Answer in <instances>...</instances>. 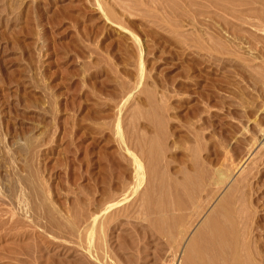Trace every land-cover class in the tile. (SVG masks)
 I'll return each instance as SVG.
<instances>
[{
  "label": "rangeland",
  "instance_id": "rangeland-1",
  "mask_svg": "<svg viewBox=\"0 0 264 264\" xmlns=\"http://www.w3.org/2000/svg\"><path fill=\"white\" fill-rule=\"evenodd\" d=\"M230 2L0 0V189L17 211L28 169L60 219L9 211L0 264H174L181 235L159 236L151 203L190 175L192 198L166 197L187 242L237 212L246 242L192 246L264 264V28Z\"/></svg>",
  "mask_w": 264,
  "mask_h": 264
},
{
  "label": "bare ground",
  "instance_id": "bare-ground-1",
  "mask_svg": "<svg viewBox=\"0 0 264 264\" xmlns=\"http://www.w3.org/2000/svg\"><path fill=\"white\" fill-rule=\"evenodd\" d=\"M230 1L231 2L229 4H227V6L224 5L223 8L221 9L222 12H223V14H222V12H221V14L223 16H225V18L228 17L229 19L232 18L234 20H240L243 23H245L244 25L250 26L249 28L253 27L254 30H262L263 31V28H264V7H262L263 4L260 3V2H262V0H260V2L258 4H255V5H253L254 3L251 2L250 0L249 1L246 0V1H244V3H236V4H233L234 0L233 1L230 0ZM235 1H237V0H235ZM263 2H264V0H263ZM256 3H257V1H256ZM257 5H260V7L257 6ZM229 26H230V24H229ZM242 26L243 25H241V27ZM231 28H232V26H231ZM247 39H249V38H247ZM249 40H251V39H249ZM262 40L263 39H261V41ZM255 46H256V44H255ZM260 47H262V46H260ZM212 49H215V47L214 48L212 47ZM221 49H224V48L221 47ZM258 66H259V64H258ZM250 150L251 149H249V151ZM13 171H14L13 178H12V181L10 182V184H9V187L11 188V193L14 194L15 196H17V199H18L17 208H18V210L16 211V207L13 206V203H11L10 200H9L10 201L9 203L11 205L9 204L10 207L6 208L7 207L6 206L7 205V201H8L7 198H9V197L5 193H3V191H1V189H0V232L1 233L4 232V229H5V226H6V223H7L6 218L10 219L8 217L9 211L12 212L11 218H13L14 216H17L18 218L16 219V221H19V222L21 220V217L22 218L23 217H28L27 214H29V212H31L32 210H38V211H40L43 214V216L47 215V218L52 223H60V219L58 218L59 216L57 217L56 216L57 214L56 215L54 214V213H56L53 210L54 207L51 206V203H49L50 201L46 200L44 188H43V185H42L43 183H41L40 179H38V177L35 176L34 174H32L28 169L26 171H24V172L23 171L18 172L17 170H13ZM189 177H191V175L188 176L185 181L183 180L184 182H181V183L176 182L171 187H168V188H170V189L172 188L174 190V193H175L176 196H177V194L181 193L180 194L181 196H186V198H188V199L192 198L193 197V192L192 191H194V189H193L194 187H192V188L188 187L187 182L189 181L188 183H191L190 180H192V179H189ZM230 180L232 181L231 178H230ZM162 186H163V184H162ZM163 188H165V187H163ZM168 188H166L167 191H165L164 197H162L160 195H157V197H159V196L160 197L159 198L155 197L154 201L152 200L151 205H152V208L154 210V215H155V217H153L154 219L152 218V220H153V222L157 223V224H155L156 225L155 228L157 229L156 232L159 234V236L161 235V237H165V238L167 237L168 241L169 240L170 241H175L177 243L178 241H176V237L174 236V232L176 231L178 234L180 233V235H181L180 241L178 243L179 245L177 244L178 247L176 246V249L173 250V252H172L173 253L172 256H171L172 263L176 264V262L177 263L185 262L186 264H213L212 260H214V258H213L212 255H204L203 252L196 251L194 249V247L192 246V243H193V240H194L193 239L194 238V236H193L194 234H195V238L197 237L198 233H199L200 237H202V236L206 237L202 241L203 248L204 247H208L209 243L217 244L218 248L221 249L222 253L225 250V246L229 242L231 243L232 240L239 241V239H242V238H240V236L241 235L243 236L244 232L242 231V234H241L239 232V230H238V226L240 224L244 223V224H242V226L245 227L246 226V224H245L246 222H244L243 220H240L237 217V212H234L235 213L234 216H226V217H224L222 223H218L217 221L215 222L214 220H212L210 223L208 221L205 222L204 226L212 227L211 235L207 236L205 234V232H203L199 228V230L197 229L196 231H194V233L192 235L193 237L191 236L190 240L187 242V239H188L187 238L188 237L187 236V230H184L183 225L180 224V221L178 219V215H176V213L174 211V210L179 209L178 208L180 206L179 203H181V202L178 203V201H177L176 202L177 204H175V207L173 206L172 203H173V201H176V200H173L172 203L169 202L172 205L167 203L168 200H166V197L169 194ZM145 194L146 193H144V195ZM154 194H155V192H153V195ZM150 196H151V194H150ZM122 197L123 198H120V199L115 201L114 204H117L116 207H118L119 203H121L120 206H122L123 203H124V200H126L127 205L130 202V199L128 200V198L126 197L125 194ZM112 202H110V203H112ZM150 202L151 201H149V203ZM225 203L227 204L226 201H225ZM226 204H224V205H226ZM130 205H132L131 202H130ZM130 205H129V207H130ZM224 205H221V206H224ZM3 206H5V207H3ZM221 206H220V208H221ZM172 207H173V211H172V209L170 210V208H172ZM126 208H127V206H123V207L120 208V211H124ZM10 209H12V210H10ZM232 211H235V210H232ZM225 214H226V212H225ZM244 227H242V228H244ZM242 228H240V229L243 230ZM244 231H245V229H244ZM228 232L230 234L229 237H227ZM222 239H224L223 242L219 241L217 243L216 240H222ZM240 241L243 242V239L240 240ZM242 242H241L242 247H240V248H242V249L246 248L247 249V246L245 247L244 244H243L244 242H246V239L244 240L243 243ZM246 249H244V252H245ZM242 252H243V250H242ZM244 252H243L242 257L244 256ZM229 254H230V257L232 258V256H233V258L237 262L238 257L236 256V252L232 248H231ZM240 255H241V253H240ZM247 256L248 255L245 254L243 261L244 260L249 261ZM255 258L256 257L254 256L253 259H255ZM247 261H245L246 263L243 262V264H247L248 263ZM251 262H253V261H251ZM251 262H249L248 264H251Z\"/></svg>",
  "mask_w": 264,
  "mask_h": 264
}]
</instances>
